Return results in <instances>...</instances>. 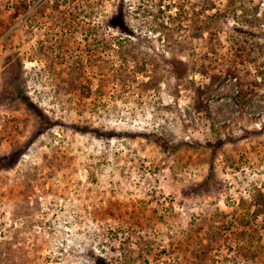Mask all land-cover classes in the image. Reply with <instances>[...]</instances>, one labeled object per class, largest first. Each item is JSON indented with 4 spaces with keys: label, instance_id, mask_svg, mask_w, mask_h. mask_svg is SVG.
<instances>
[{
    "label": "rangeland",
    "instance_id": "1",
    "mask_svg": "<svg viewBox=\"0 0 264 264\" xmlns=\"http://www.w3.org/2000/svg\"><path fill=\"white\" fill-rule=\"evenodd\" d=\"M0 264H264V0H0Z\"/></svg>",
    "mask_w": 264,
    "mask_h": 264
},
{
    "label": "trees",
    "instance_id": "2",
    "mask_svg": "<svg viewBox=\"0 0 264 264\" xmlns=\"http://www.w3.org/2000/svg\"><path fill=\"white\" fill-rule=\"evenodd\" d=\"M212 1L213 0H208V2H211L212 3ZM180 11H182V12H184L185 13V15H187L188 13H189V11L187 12V11H185V10H183V7L182 6H180V5H177L176 6ZM187 13V14H186ZM124 15L122 14V12H118L117 14H116V16H114L113 17V19H112V22H111V24L114 26V28L115 27H118V28H120V29H127V28H125L124 26H125V22H124ZM127 26V25H126Z\"/></svg>",
    "mask_w": 264,
    "mask_h": 264
}]
</instances>
